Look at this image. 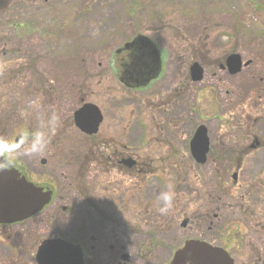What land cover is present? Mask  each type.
I'll return each mask as SVG.
<instances>
[{
	"label": "rangeland",
	"instance_id": "374dc122",
	"mask_svg": "<svg viewBox=\"0 0 264 264\" xmlns=\"http://www.w3.org/2000/svg\"><path fill=\"white\" fill-rule=\"evenodd\" d=\"M1 17L5 51L2 86L8 88L7 94L2 95L0 111L17 113L15 121L2 115L1 136L8 144L14 135L24 138L18 142L14 158L31 182L43 190L47 186L57 195L51 209L37 215L31 223L13 228L17 229L18 242H29L31 231L40 238L60 235L88 240L89 234L82 232L78 222L58 213L57 205L79 203L74 196L63 200L66 187L73 182L72 171L86 155L92 157L89 153L101 151L98 162L103 154L109 156L116 144V149L131 159L147 160L146 172L153 173L142 174L141 180L139 175H132L129 180L123 173L111 170L101 178L96 165L91 164L92 170L84 179L86 192L96 202L97 188L105 185L120 199L126 192L134 205L133 212L148 206H160L159 211L165 206L162 195L172 194L171 207L166 212L159 211L164 226H160L159 233L140 226V211L132 225L134 232L144 237L128 231L131 239L143 241L149 232H154L162 250L171 252L189 240H204L220 247L221 235L235 232L237 226L254 240L246 220L234 211L236 201L225 198L221 189L238 191L232 188L231 179L238 165V187L241 192L254 195L249 201L244 198L243 203L254 209V220L261 215L264 105L254 107L247 103L251 96L244 95L254 88L258 65L255 59L264 60V0H2ZM17 22L29 32L20 30L15 34L12 25ZM138 36L150 38L161 48V71L165 68V73L162 80L133 89L115 77L117 63L125 57L123 51L115 50ZM230 53L240 54L243 60L251 59L250 66L239 76L224 72L213 76ZM180 57L186 58L189 65L194 61L206 64L201 81L191 82L188 70L177 69ZM45 100H50V105L44 107ZM83 101L98 105L104 116L95 138L81 135L72 124V111ZM247 113L257 119L253 134L244 122ZM218 118L227 122L241 119L245 130L242 128L241 135L235 138L240 139L238 145L231 143L230 127ZM200 123L208 127L213 143L203 165H197L184 147ZM38 140L42 148L31 151ZM253 140L259 141L260 147L255 151L246 149ZM257 193L260 198L255 197ZM118 206L119 210L127 209ZM147 214L149 224L155 226L152 220L157 217L156 210L150 209ZM190 217L200 225L182 227L183 219ZM167 253L158 250L153 262L164 264L170 256ZM240 254L238 263L247 260L248 249ZM15 255L19 262V253Z\"/></svg>",
	"mask_w": 264,
	"mask_h": 264
},
{
	"label": "flooded vegetation",
	"instance_id": "af4514ba",
	"mask_svg": "<svg viewBox=\"0 0 264 264\" xmlns=\"http://www.w3.org/2000/svg\"><path fill=\"white\" fill-rule=\"evenodd\" d=\"M1 11H2V0H0V102L2 101V99H4L2 95L7 94L6 89L8 88V87L4 88V86H2L3 23L1 17ZM21 26L23 25L19 24L18 22L12 25V29L15 31V34H17V32L20 30L22 31L27 30L29 32V29L26 28V26H23L22 28ZM28 32H26L25 36H28L29 34ZM17 43L19 47H21L19 41ZM125 45L122 46L123 47L122 49L118 48L115 50L116 53H120L123 51L125 54V57L119 61V66H120L119 73L122 83H124L126 86H131L135 84L139 85L144 82L147 83L146 82L147 78L153 76L154 74L156 75V77L148 81L150 84L151 81L153 80L159 81L164 78L163 76L165 73V68L164 71H161L160 60H158L157 57L154 59L148 48L144 49V51L140 49V45L137 38H135L134 40H132L131 42ZM152 46L150 45L151 48ZM254 46H256V44ZM255 50L256 49H254V51ZM259 53L260 51L254 54V57H257ZM238 56L240 60V68L238 72H236L235 74H229L228 69L226 67H223L224 60H222L223 61L222 64L220 63L218 65L219 68L217 69V72L215 71V73H212V75L215 76L216 73H221V72H224L228 76L241 75L243 73L242 70L248 68L252 60L251 59L243 60L240 54H238ZM263 56L264 54H262V57ZM255 60L257 61L258 65L256 64L257 68L254 70V88H251V90H246V94L244 95V97L251 96V98L247 100L250 102L247 101L245 102L249 103L250 105L256 104L257 106L259 103L261 105H264V60L263 62H260L258 59ZM16 66H18L17 63ZM205 66H206L205 63L204 65H201L202 77L204 76ZM17 72L20 73L22 72V70H17ZM14 78L15 77H13L12 80ZM223 94H224L223 99H225L227 97L226 96L227 92L224 91ZM38 98L40 99L41 102V97ZM5 99L7 98L5 97ZM33 100L36 101L37 99L34 98ZM229 100L232 102H236V99L235 100L229 99ZM244 100H246V98H244ZM84 102L86 101H83L82 103ZM42 105L44 107L46 105H50V100H45L42 103ZM233 107L236 106L233 105ZM254 107L252 108V110L254 109ZM74 110L72 111V113L74 112ZM1 112L2 111H0V119H2V115H7L13 121H15L17 117V113L8 114L7 112H2V113ZM245 116L246 119H244V122H247V124L250 126V129H248L247 131H251L253 134L254 122L256 123L257 119H254V115L251 113H247L245 114ZM218 119L223 121V124L225 122L228 125V127H230L232 132L230 134L231 143L235 142L236 143L235 145H238V143H240V139H235V138L240 134V130L242 128L245 130L244 124L241 121V119L237 121L233 120L232 122H227L226 119H220V118ZM103 120H104V116L101 122H103ZM249 121L251 122L250 124L248 123ZM101 124L102 123H100V126ZM2 126L3 124L0 123V173H2L3 170L5 171L14 170L18 172L21 176H24L27 181H30L27 178V176L24 174L22 169L20 168L18 160L14 158V150L18 146V142L23 141L24 138L18 137V135H14L15 138L13 142H10L9 144L7 142L5 143V141L2 139L1 136L3 131ZM204 127L206 130L205 135L208 140V151H207V156H208V154L212 150L211 146L213 145V143L211 142L210 139L208 127L206 125ZM99 129L100 127L98 128L97 132L94 135H86L81 133L79 130L77 129L76 130L85 137L88 136L95 138V136H97L99 132ZM192 134L190 135L189 140L192 137ZM184 141L187 142V140ZM116 145H113L110 155L103 157L104 155L103 154L102 159L99 162L97 156L98 153H102L101 151H95L93 153H89L92 156L90 158L87 155L85 156V159L74 169V171H72L71 177L73 179L72 180L73 182L71 183V181H69L71 184H69L68 187H66L68 188V190L65 191L63 197L64 201H69V197L74 196L75 198H77L79 203H77L76 201L75 203L73 202L71 204L66 203V204L57 205L60 207L58 209V213L61 214L63 213L64 218H66L67 216V218L70 217V220H74L78 222L80 226L79 228L82 230V232L89 234V239L82 242L66 236L57 235L54 237H60L62 239H65L70 243H72L73 245H75L76 247H78L82 254V264H155L153 262L154 260H156L155 255L158 253V250L160 249L161 252L163 254L166 253V255H168L167 251L170 252V256L164 262V264H170L172 252L170 250L167 251H164V249L162 250L163 247L161 241L152 240L151 235L145 236V240L143 241L142 240L138 241L135 239L133 240L129 236L128 239H126L127 237H122V233L129 234L128 231H130L132 235H140L139 233L134 232L135 226L132 225V223L138 219V215L140 211H141V217L139 219V223H141L140 226L143 225L145 228L148 227L154 228V231L157 230L159 233L160 226L164 227L162 224V216L158 211V208L160 206L157 208L155 206L153 207L148 206L146 208H140L139 212H136L138 210H135V212H133L132 207H134V205L131 204L129 195L126 192L123 193L124 195H121L124 197L125 199L124 200L114 196V194H112L108 190L109 188L106 185L100 186L99 188H97L98 190L97 193H95L98 196L97 202L92 198V196L88 192H86L87 180L84 179V177H87V174H90L89 171L92 170V166H90L91 164L96 165V168L99 170L101 178L106 176V174H109L111 170H115V173L117 174L123 173V176H127L129 180L132 175H139V180H141L142 174L153 173L149 170L148 172H146V168H147L146 165H148L147 160H139V162L135 161L134 159H131L129 156H126L125 153H122L118 149H116L119 146ZM260 145L261 144L259 143V141L253 140L252 143L249 146H246L245 148L248 150L255 151L260 147ZM101 146L105 147L103 146V143ZM98 147H99V143H98ZM184 147L189 148L188 145H184ZM91 149L97 150V148H88V150ZM10 151L11 153L9 155ZM237 166L238 165H236L235 172L231 174V179L233 180L234 183L232 188H236L238 189V191H236L235 193H231L229 192L228 189L222 188L221 189L223 190L222 195L229 200L236 201L234 205L235 206L234 211L240 214L246 220L245 223L248 224L250 231L253 234L254 240H251V236H249L245 232H242L236 226L235 232L225 233L221 235L222 244L219 246L222 247V249H224L228 253L230 259L232 260V264H264V218L260 217V216H264V209L261 212V215L255 218L254 220V209L251 210L250 207H246L245 204L243 203L244 198H246V200L249 201L254 198V195L252 192L250 193L241 192L240 188L238 187L240 185L239 181L241 180V178L239 175L240 169H237ZM262 187L264 188V184H262ZM43 188L44 190L50 193V200L48 204L40 212L30 216L28 219H25L21 222L0 223V264H39L35 259L36 250L38 246L42 243V241L47 238H43V237L40 238L38 235L36 236L35 233L31 231L30 238H28L29 242H24L20 240L18 242L16 240L18 234L17 229L16 231H13V228H16L18 226L21 227L26 222L31 223V221H33L37 215L41 214L42 212H45V210L48 209L49 207L51 209L52 203L54 199L57 198V195L53 189L47 186H43ZM125 195H127V198L125 197ZM208 195L209 194H207V196ZM255 197L260 198L258 193L257 195L255 194ZM223 204L226 206L227 202L226 203L224 202ZM118 205H120L121 207H125L127 209L119 210ZM57 206L55 207V210L57 209ZM101 208H108L110 210L103 211V209ZM150 209L153 211L156 210L157 212V217L152 220L153 223H155V226L149 224L151 222V219L150 216H148L147 211ZM143 214L144 216L142 217ZM48 217L52 218L51 215ZM194 218L196 219V217ZM45 222H47L48 225L47 218ZM190 223L192 227L194 225H197V223L199 224V222L195 221L193 217L192 218L190 217L189 219L188 218L183 219L181 226L186 227L187 224ZM89 224H90V228L88 227ZM238 234L239 236H237ZM141 236L144 237L143 235ZM14 244L18 245V247L15 246ZM247 249L249 252V256L247 260L238 263V257L241 256L240 253ZM3 250L5 251V254L3 253ZM17 252L19 253L18 260H20L21 263L20 261L17 262L15 255ZM14 259L16 260L13 261Z\"/></svg>",
	"mask_w": 264,
	"mask_h": 264
},
{
	"label": "water",
	"instance_id": "95a60500",
	"mask_svg": "<svg viewBox=\"0 0 264 264\" xmlns=\"http://www.w3.org/2000/svg\"><path fill=\"white\" fill-rule=\"evenodd\" d=\"M225 66L230 74L238 72L239 56L228 55ZM189 75L192 81L201 79L202 69L198 63L190 65ZM155 76L147 78L146 82ZM101 120L100 111L92 104H84L73 114L75 126L89 135L97 132ZM205 133V127L198 126L189 142L191 156L197 163H204L206 160L208 140ZM49 200V192L27 182L18 172L10 170L0 173V223L22 221L41 210ZM35 258L39 264H82L80 249L61 238L42 241ZM171 264H232V260L221 248L203 241L189 240L174 253Z\"/></svg>",
	"mask_w": 264,
	"mask_h": 264
},
{
	"label": "clouds",
	"instance_id": "9594fccd",
	"mask_svg": "<svg viewBox=\"0 0 264 264\" xmlns=\"http://www.w3.org/2000/svg\"><path fill=\"white\" fill-rule=\"evenodd\" d=\"M42 148V145L39 144V140L33 144L31 151H39ZM162 199L165 203V206L160 208L159 211L161 213L166 212L169 207H171V201H172V194L166 193L162 195Z\"/></svg>",
	"mask_w": 264,
	"mask_h": 264
},
{
	"label": "trees",
	"instance_id": "16d2710c",
	"mask_svg": "<svg viewBox=\"0 0 264 264\" xmlns=\"http://www.w3.org/2000/svg\"><path fill=\"white\" fill-rule=\"evenodd\" d=\"M18 65V67L20 66V63L19 64H17ZM187 65H188V63H187V59L186 58H183V57H180L177 61H176V66H177V69L180 71V70H182V69H184V70H186V68H187ZM158 234H156V236H157ZM129 236V234H127V233H122V237H128Z\"/></svg>",
	"mask_w": 264,
	"mask_h": 264
}]
</instances>
